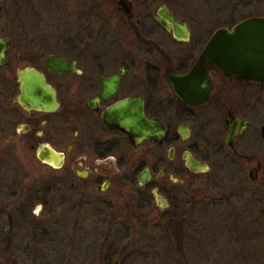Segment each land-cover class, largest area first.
<instances>
[{
    "label": "flooded vegetation",
    "instance_id": "1",
    "mask_svg": "<svg viewBox=\"0 0 264 264\" xmlns=\"http://www.w3.org/2000/svg\"><path fill=\"white\" fill-rule=\"evenodd\" d=\"M118 1L0 0L4 226L27 224L32 209H44L62 186L77 195L95 190L90 195L97 197L112 187L122 193L123 184L137 187L129 207L153 205L154 216L172 222L182 216L191 175L209 172L211 162L241 174L245 167L256 170L255 182L264 173V79L255 73L260 68L211 65L191 88L186 76L218 27L191 38L190 25L167 4L153 8L147 0H128V12ZM162 6L186 26L187 37L175 36L171 20L158 13ZM58 9L70 29L66 37L57 36ZM53 56L67 61L66 68L54 67ZM33 72L42 79V92L24 88L25 76ZM172 75L183 78L178 92ZM35 95L42 106L31 104ZM125 101L163 124L161 141L135 146L107 122L115 120L113 107ZM52 153L63 156L60 166L46 160ZM185 154L208 170H189Z\"/></svg>",
    "mask_w": 264,
    "mask_h": 264
},
{
    "label": "rangeland",
    "instance_id": "2",
    "mask_svg": "<svg viewBox=\"0 0 264 264\" xmlns=\"http://www.w3.org/2000/svg\"><path fill=\"white\" fill-rule=\"evenodd\" d=\"M147 1L153 8L167 4L190 25L191 38L264 16V0ZM57 11V36L66 37L69 26ZM244 171L214 161L209 172L191 175L184 211L172 223L154 216L153 205L140 211L128 206L135 185L97 197L90 195L95 190L77 195L62 186L44 209H32L27 224L8 227L0 218V264H264V173L252 182Z\"/></svg>",
    "mask_w": 264,
    "mask_h": 264
},
{
    "label": "water",
    "instance_id": "3",
    "mask_svg": "<svg viewBox=\"0 0 264 264\" xmlns=\"http://www.w3.org/2000/svg\"><path fill=\"white\" fill-rule=\"evenodd\" d=\"M118 2L120 7L128 12L130 11L131 2L128 0H119ZM158 13L161 17L163 16L171 20L176 37H187L189 30H187L184 24L181 25L176 22V20L172 19L170 15L167 14L165 6H162V10ZM210 37L211 40L208 41L198 61L192 66L191 72L186 76L187 79L185 81L191 88H196L197 83L202 82L199 77L205 76L206 69L211 65L220 68L224 67L225 69L233 66L236 67L237 65H249L254 68L259 67L260 70L255 73H261L258 74V76L264 79V16H250L244 20L241 19L231 27L219 26ZM51 61L54 67L60 70L65 69L68 65L67 61L55 56L51 58ZM249 72L246 73L244 71L245 76L250 75L251 73ZM41 80L38 73H28L23 80L24 88L27 89L26 91H30V93L35 91L42 92L45 88ZM170 80L174 83L175 90L178 92L179 88L177 84L181 83L180 81H183V78L179 76L174 77L172 75ZM204 83L207 89V87H209L208 82L204 80ZM37 98L36 95L32 96L31 104L42 106ZM111 112L116 115L113 117L115 120L107 119V122L115 127L117 126L128 134V136H130V141L134 143L135 146H138V143L142 140L155 139V141H161L163 135H165L163 124L158 120L146 119L141 105L135 106L129 101H125L113 107ZM52 155L53 159L46 160L60 166L64 161L63 156L58 153H52ZM184 158L186 159V166L189 170L198 173L208 170V167L204 163L198 162L192 155L185 154ZM41 159L44 160L43 157ZM255 172L256 170L249 172V178L252 182L256 180ZM158 200L160 199L158 198ZM118 262L119 260L115 259L113 264H118Z\"/></svg>",
    "mask_w": 264,
    "mask_h": 264
},
{
    "label": "trees",
    "instance_id": "4",
    "mask_svg": "<svg viewBox=\"0 0 264 264\" xmlns=\"http://www.w3.org/2000/svg\"><path fill=\"white\" fill-rule=\"evenodd\" d=\"M259 208H260L261 211H262L259 217H260L262 220H264V208H261V207H259ZM246 209H249V208H246ZM246 209H244V210H246ZM180 217H181V216H180ZM178 218H179V217H175V219L172 220V222L175 221V220H177ZM261 219H260V220H261ZM172 222H171V223H172ZM256 222H260V221H256ZM254 224H255V223H254ZM177 225H182V223L179 222ZM168 228H169V227H168ZM168 228H167V230H168Z\"/></svg>",
    "mask_w": 264,
    "mask_h": 264
}]
</instances>
